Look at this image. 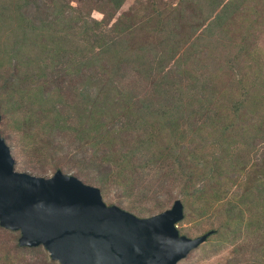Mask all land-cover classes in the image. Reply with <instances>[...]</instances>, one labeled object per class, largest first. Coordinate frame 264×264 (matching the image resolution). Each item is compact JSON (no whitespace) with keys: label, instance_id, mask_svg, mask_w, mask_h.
<instances>
[{"label":"rangeland","instance_id":"1","mask_svg":"<svg viewBox=\"0 0 264 264\" xmlns=\"http://www.w3.org/2000/svg\"><path fill=\"white\" fill-rule=\"evenodd\" d=\"M25 1L21 2L25 7L21 12L28 14L30 22L49 21V4L54 0H33L35 4ZM55 1L56 5L69 2L83 11L90 4L86 0ZM1 4L5 6L0 7V136L14 159L15 171L48 177L59 169L99 187L91 177L103 168L83 165L92 156L98 157L106 162L110 180L105 187H99L106 205L147 217L179 199L183 206V217L175 224L179 234L195 237L211 230L204 241L175 264H264V0H123L115 11L111 22L125 16L131 27L123 45L126 49L115 59L127 57L143 64L141 60L150 59L146 55L149 50L159 53L169 48L164 46L168 41L164 37L170 33L172 52L179 59L175 78L180 82L200 78L210 94L201 99L202 103L188 95L178 114L143 113L151 126L141 130L135 126L130 131L134 135L130 141L137 143L144 138L145 152H162L164 161V169H158L162 172L146 176L137 174L140 168H136L135 160L121 163L118 146L123 131L116 142L110 134L102 135L101 142L92 139L108 125L119 127L123 119L144 112L141 102L129 110L113 106L110 97L103 108L101 98L106 92L99 86L97 66L88 67L95 82L86 86L79 82L81 67L68 73L65 83L70 82L74 90L69 97L61 94L57 105L60 115L82 113L77 128L88 126V135L79 141L73 135H61L58 126L50 128L56 113L50 109V100L56 97L52 94L56 89L52 72L57 64L46 60L44 49L31 43L36 37L37 43L47 39L50 28L27 30L29 39L15 58L24 61L26 57L21 54L41 57L20 66L16 91L12 93L11 86L5 87L11 70L7 57L10 51L4 45L14 40L15 22L21 20L14 16L18 13L13 9L14 2L0 0ZM223 4L232 7L229 13L215 27L204 31L208 14L217 12ZM89 16L99 20L102 14L91 10ZM75 40L71 38L68 46L73 48ZM142 69H126L120 83L139 98L149 85L148 72ZM39 72L41 75L36 77ZM80 93L88 97L89 108L82 105ZM92 108L98 110L94 118L104 121L101 129L92 127ZM105 149L111 151L110 156L105 155ZM180 159L186 161V172L192 170L189 177L178 173ZM171 167L175 174L167 175ZM202 167L205 177L200 175ZM18 236L17 230L0 227V264H59L40 245L19 246Z\"/></svg>","mask_w":264,"mask_h":264},{"label":"trees","instance_id":"2","mask_svg":"<svg viewBox=\"0 0 264 264\" xmlns=\"http://www.w3.org/2000/svg\"><path fill=\"white\" fill-rule=\"evenodd\" d=\"M90 4L88 7H85L84 11L80 8H74L70 6L69 2H62L56 5V1L50 2V14L51 17L49 21H46L44 24H33L28 19V14L25 16L24 13L21 12L22 9L25 10V7L21 4V2L26 3L25 0H5V3L8 4L10 2H14L15 5L13 9L18 11L14 16L20 18L21 22H15V38L10 42H6L4 47L7 51L8 57V66H10V75L9 80L5 82V87L11 86V91L14 92L17 90L15 80L17 73H19V68L23 64H27L31 61H36V58L41 56L31 57L27 54H21L22 57H26L23 60H17L15 55L18 54L17 51L23 48V45L28 41L27 30H35L39 28H50L51 34L47 39H44L40 42H36L38 38L36 37L31 43L33 46H37L44 49V54L46 55V60L54 61L57 64V67L54 68L53 74V83L56 87L55 92L52 94H56L55 98L50 101V109L55 111L54 118L52 119L50 124L51 127L58 126L59 133H63L61 135H73V138L81 141L84 136L88 135V126L82 125L79 127L82 119V113H78L75 115H60L58 114V101H60L61 94L66 93L69 97L72 95V91L74 90V86L70 82H66L64 78L67 77L68 73H72L81 67V73L78 72L79 82L82 85H89L90 83L95 82L91 73L88 71V67L97 66L98 70L96 72V77L99 80V86L106 93H104L102 103V107L105 108L108 106V102L110 98L112 99V104L115 107H124L129 109L135 104L141 102V106L144 112H137L136 117L127 118L128 120L123 119L119 124V127H115L114 124H110L107 127L103 128V119L94 118V115L98 110L94 111L92 108L89 114V117L95 119L92 124L95 129L100 128L102 126V131H98L94 134L93 138L97 142H101V136H105L106 134L111 135L112 141H117L120 138V133L123 131V138H121L119 144V154L123 161L121 163H126L127 160L133 159L136 164V168H140L137 174H141L146 176L147 173L159 174L158 170L160 168L164 169L163 164L164 161L161 158L162 152L148 151L145 152L144 138L136 141H130L132 139V135L130 131L135 127H140L141 129H146L151 126L148 119L143 115L146 111L150 113H160L165 114H175L181 113L182 102L186 97L192 96L191 98L200 100L199 103H202L204 100L202 98H207L210 94L207 93L206 87L204 85L203 80L200 78L194 77L191 80H186L184 82H180L175 78V67L179 68L177 65L178 56L172 52V45L170 43V36H165L168 41L164 46L168 45L169 48H164L162 52L156 53L154 51H145V49L141 48L147 56H150V59L145 58V61L141 64V62L136 59L133 61L128 60L127 57L125 59H115V56L121 54L122 51L126 49L124 43L126 42V35L129 34L131 27L128 25L127 17L122 16V18L115 19L111 22V19L115 13V11L119 8L123 0H86ZM31 4L33 0H29ZM5 4H1L0 7H4ZM237 5H235L236 7ZM231 6H227V4H223L220 6V9L217 12H211L212 14H208L209 18H207L204 22L203 30L207 31L215 27L219 22L229 13ZM49 9V8H46ZM91 10L98 11L102 14V17L99 20L93 19L89 16ZM124 20V26L121 24ZM19 24V25H18ZM197 27V26H196ZM200 27V26H198ZM27 28V29H26ZM202 30V31H203ZM71 38H76L74 41L75 45L73 48L68 46L67 42L71 41ZM165 42L164 40H161ZM160 41V42H161ZM3 44V43H2ZM160 44V43H159ZM46 49V51H45ZM142 51V52H143ZM141 52V53H142ZM143 52V53H144ZM46 53V54H45ZM42 55V56H43ZM177 59V60H176ZM118 61V62H117ZM117 62V63H116ZM168 62V63H167ZM133 63V67L131 66ZM145 63V64H144ZM164 63V64H162ZM143 68L142 70L147 71L148 75L146 78L149 79V85L147 89H144L143 97H137L136 94H132V91L127 87H121L120 83L126 77V69H137ZM139 72V71H137ZM41 72L37 74L38 77ZM102 76V77H101ZM104 79V80H103ZM97 82V80H96ZM15 83V84H14ZM85 86H82L86 88ZM40 91V90H39ZM45 91V95H50V92ZM102 97V94H101ZM110 97V98H109ZM80 98L82 105H87L89 100L86 94L80 93ZM96 99H98L96 97ZM145 100V101H144ZM111 101V100H110ZM144 101V102H143ZM167 104V105H166ZM86 108H89L87 105ZM112 108V107H111ZM49 110V109H48ZM113 110L111 109V112ZM107 114V113H106ZM100 114L99 116H101ZM120 122V121H119ZM67 127V128H66ZM77 128V129H76ZM73 129H76L75 131ZM69 130H73L72 134L68 133ZM90 135V134H89ZM125 136H129L127 140L124 138ZM134 137V135H133ZM83 149H81L80 153L83 154ZM169 150V149H168ZM105 155L108 157L111 155V151L104 150ZM166 156V154H165ZM106 163V162H105ZM105 163L102 159L98 157L92 156L90 160H88L83 165H92L98 168H103V170L95 173L94 176L91 177V180L97 184L100 188L105 187L109 180V176L105 171ZM179 174H185L188 177L192 174V170L186 172L185 165L186 161L181 160L179 162ZM197 167L202 166L200 163L194 164ZM123 164H120V167H123ZM187 166V165H186ZM135 168V166H134ZM120 169V168H119ZM175 170L173 167L167 171V175H171L172 171ZM208 172H211V168L208 167ZM175 174V173H173ZM172 174V175H173ZM204 174V175H203ZM212 174V173H211ZM200 175L205 177V173L202 170L200 171ZM151 179V178H149ZM98 187V188H99ZM184 188H186L184 186ZM186 192V191H184ZM207 207L201 212L206 211Z\"/></svg>","mask_w":264,"mask_h":264},{"label":"water","instance_id":"3","mask_svg":"<svg viewBox=\"0 0 264 264\" xmlns=\"http://www.w3.org/2000/svg\"><path fill=\"white\" fill-rule=\"evenodd\" d=\"M0 136V227L19 246H42L59 264H175L210 234H179V199L147 217L106 205L99 188L59 169L48 177L13 169Z\"/></svg>","mask_w":264,"mask_h":264}]
</instances>
